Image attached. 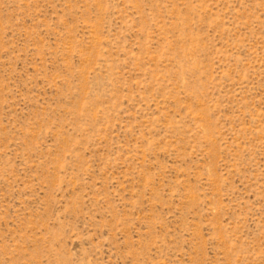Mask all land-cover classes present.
<instances>
[{
	"label": "rangeland",
	"instance_id": "374dc122",
	"mask_svg": "<svg viewBox=\"0 0 264 264\" xmlns=\"http://www.w3.org/2000/svg\"><path fill=\"white\" fill-rule=\"evenodd\" d=\"M0 264H264V0H0Z\"/></svg>",
	"mask_w": 264,
	"mask_h": 264
}]
</instances>
